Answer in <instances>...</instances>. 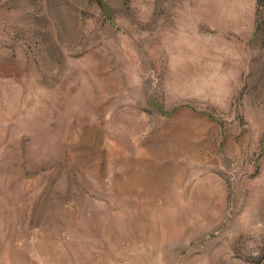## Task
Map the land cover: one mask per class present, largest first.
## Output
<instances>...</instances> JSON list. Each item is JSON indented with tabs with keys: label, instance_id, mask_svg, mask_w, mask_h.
<instances>
[{
	"label": "rangeland",
	"instance_id": "1",
	"mask_svg": "<svg viewBox=\"0 0 264 264\" xmlns=\"http://www.w3.org/2000/svg\"><path fill=\"white\" fill-rule=\"evenodd\" d=\"M0 264H264V0H0Z\"/></svg>",
	"mask_w": 264,
	"mask_h": 264
}]
</instances>
